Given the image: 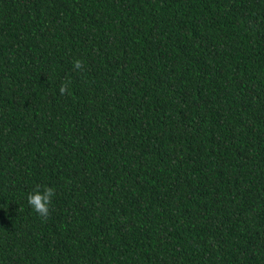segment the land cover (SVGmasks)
<instances>
[{
	"label": "trees",
	"instance_id": "16d2710c",
	"mask_svg": "<svg viewBox=\"0 0 264 264\" xmlns=\"http://www.w3.org/2000/svg\"><path fill=\"white\" fill-rule=\"evenodd\" d=\"M0 264H264V0H0Z\"/></svg>",
	"mask_w": 264,
	"mask_h": 264
},
{
	"label": "clouds",
	"instance_id": "9594fccd",
	"mask_svg": "<svg viewBox=\"0 0 264 264\" xmlns=\"http://www.w3.org/2000/svg\"><path fill=\"white\" fill-rule=\"evenodd\" d=\"M73 67L79 69L81 67V61L75 60ZM63 90L64 88L62 87L61 91ZM53 195L54 189L47 186L37 185L33 190L26 193V201L34 212L41 216H46L49 213Z\"/></svg>",
	"mask_w": 264,
	"mask_h": 264
}]
</instances>
